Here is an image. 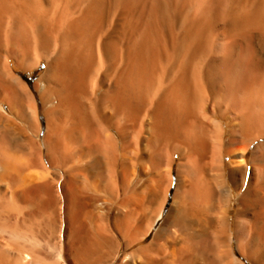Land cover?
Listing matches in <instances>:
<instances>
[{"label": "bare ground", "instance_id": "1", "mask_svg": "<svg viewBox=\"0 0 264 264\" xmlns=\"http://www.w3.org/2000/svg\"><path fill=\"white\" fill-rule=\"evenodd\" d=\"M0 264H264V0H0Z\"/></svg>", "mask_w": 264, "mask_h": 264}, {"label": "rangeland", "instance_id": "2", "mask_svg": "<svg viewBox=\"0 0 264 264\" xmlns=\"http://www.w3.org/2000/svg\"><path fill=\"white\" fill-rule=\"evenodd\" d=\"M17 72L20 74V75H23V71L22 70H17ZM44 72H45V65H42V67L40 68V69H38V70H36L34 73H33V75L31 76V74L30 73H26V77L28 78V80L29 81H27L25 78V80L32 86V85H34V83L36 82V81H38L41 77H42V75L44 74ZM28 75V76H27ZM43 135H44V133L46 132V121H45V119L43 120ZM238 199H239V196L238 195H235V197H234V203H233V208L234 209H232V212H231V220L232 221H234V215H235V213H236V203L238 202ZM162 223V222H161ZM160 223V224H161ZM150 240V239H149ZM148 240V241H149ZM236 248H237V246H236ZM238 249V248H237Z\"/></svg>", "mask_w": 264, "mask_h": 264}]
</instances>
